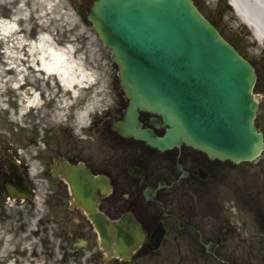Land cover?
<instances>
[{
  "label": "flooded vegetation",
  "instance_id": "1",
  "mask_svg": "<svg viewBox=\"0 0 264 264\" xmlns=\"http://www.w3.org/2000/svg\"><path fill=\"white\" fill-rule=\"evenodd\" d=\"M111 68L107 105L84 126L72 111L60 131L42 130L37 161L0 147V195L5 196L4 182L16 184L17 173L34 196H41L44 215L56 217L59 248L78 255L81 247L92 246L97 258L103 254L98 234L75 205L66 180L78 167L95 181L96 210L109 223L122 218L134 223L125 257L115 248L104 254L111 264H264V211L254 205L258 213L248 209L242 214L245 199L237 207L228 197L240 189L233 177L238 164L210 159L185 144L159 151L119 134L113 124L126 116L128 99ZM137 116L142 128L165 132L160 114Z\"/></svg>",
  "mask_w": 264,
  "mask_h": 264
},
{
  "label": "water",
  "instance_id": "2",
  "mask_svg": "<svg viewBox=\"0 0 264 264\" xmlns=\"http://www.w3.org/2000/svg\"><path fill=\"white\" fill-rule=\"evenodd\" d=\"M87 18L119 67L121 86L130 99L127 113H160L171 127L158 138L139 130L135 116H126L124 126H115L122 134L158 149L184 142L220 160L258 156L263 143L253 125L254 69L191 0H94ZM76 196L104 246L106 220L93 211L90 195Z\"/></svg>",
  "mask_w": 264,
  "mask_h": 264
},
{
  "label": "rangeland",
  "instance_id": "3",
  "mask_svg": "<svg viewBox=\"0 0 264 264\" xmlns=\"http://www.w3.org/2000/svg\"><path fill=\"white\" fill-rule=\"evenodd\" d=\"M90 1L0 0V18L10 19L11 16L18 14L23 16L24 20L17 21L21 27V33L16 35L23 36L24 42H35L37 35L44 32L49 34L59 46L71 44L70 46L75 49V57L81 60L83 67L91 73L93 81L98 83L95 92L99 94V90L105 91L113 66H111L110 50L101 42L91 24L86 20L85 15ZM193 1L201 14L216 26L224 39L234 45L239 53L253 64L257 76L253 93L259 102L255 124L264 135V49L253 39L251 31L235 15L227 0ZM21 4H23L22 7H19ZM28 35L31 37L28 38ZM0 49L4 50L3 43L0 44ZM25 57L26 55L21 56L23 59ZM6 66L9 64L0 52L2 78L9 77L12 80L14 69L6 72ZM24 74L27 79L30 78L25 80L28 83L33 82L35 89H41L45 93L47 90L54 92V79L46 78L44 74L35 71L30 72L28 69ZM7 90L8 92L3 93L2 96L4 94L9 96V101H5L9 109L5 110L0 105V147L8 148L10 151L16 149L22 158L30 161V158L35 155L36 146L42 147L40 142L42 130L52 127L53 130L60 131L67 126L68 116H60L56 112L51 114L56 108L55 104L53 109L49 108L50 111L43 112L40 108L38 112L32 111V115L20 116L19 110H16V103H12L11 100L13 91ZM30 92H33V89ZM17 93L20 95V92ZM91 93L92 87L88 90L80 89L79 106L76 107L77 110H83L88 101L100 103L95 111L92 110L95 108L94 104H91L88 116L102 108L101 103L104 104L102 100H95ZM41 106L40 104L38 107ZM58 109L59 112L62 111L59 107ZM235 167L233 177L236 178L235 182L240 189L228 197H231L237 207H240L237 201L245 199L246 209L240 207L242 214L248 209L258 213L253 209L254 205L258 210L264 211V150L255 160L241 162ZM225 179L229 182L230 178ZM254 197L257 201H254ZM43 209L41 200L35 203H14L3 199L0 195V264L28 262L31 264H105L103 260L92 257L95 252L92 247L78 255H72L58 248L56 218L44 216Z\"/></svg>",
  "mask_w": 264,
  "mask_h": 264
},
{
  "label": "bare ground",
  "instance_id": "4",
  "mask_svg": "<svg viewBox=\"0 0 264 264\" xmlns=\"http://www.w3.org/2000/svg\"><path fill=\"white\" fill-rule=\"evenodd\" d=\"M230 3L235 15L251 29L253 39L264 49V0H230ZM23 18L19 14L11 16L10 19L0 18V44L4 45L3 55L9 64V69L12 68L16 72L13 79L15 87L19 85L22 74L27 71V68L20 66L21 63L16 64L19 59H23L20 56L21 49H26L24 60L30 72L35 71L44 74L47 78L55 79L63 90L70 92L72 97L77 96V92L87 84L93 83L91 73L83 67L81 60L75 57L73 47L57 46L58 44L49 34H41L36 38L37 41L31 43L24 42L23 36H17V20ZM2 75L3 72L0 70V88L5 81H12L9 77L2 80ZM253 96L257 101L255 94ZM21 100L25 102L22 104L24 108L40 105V97L37 93L27 96L25 92ZM90 105L78 112L77 119L80 122L87 116Z\"/></svg>",
  "mask_w": 264,
  "mask_h": 264
}]
</instances>
